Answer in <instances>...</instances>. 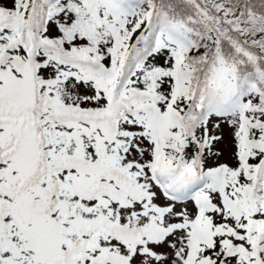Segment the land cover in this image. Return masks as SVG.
I'll return each instance as SVG.
<instances>
[{
	"label": "snow or ice",
	"instance_id": "1",
	"mask_svg": "<svg viewBox=\"0 0 264 264\" xmlns=\"http://www.w3.org/2000/svg\"><path fill=\"white\" fill-rule=\"evenodd\" d=\"M0 264H264V0H0Z\"/></svg>",
	"mask_w": 264,
	"mask_h": 264
}]
</instances>
